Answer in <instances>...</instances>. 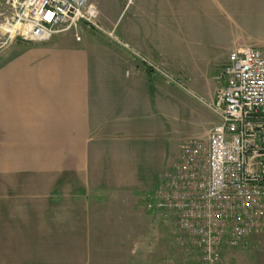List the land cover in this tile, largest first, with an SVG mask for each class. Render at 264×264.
<instances>
[{
	"label": "crops",
	"instance_id": "obj_1",
	"mask_svg": "<svg viewBox=\"0 0 264 264\" xmlns=\"http://www.w3.org/2000/svg\"><path fill=\"white\" fill-rule=\"evenodd\" d=\"M91 2L99 28L0 31V264H171L170 216L146 204L179 152L185 85L152 61L183 27L222 47L204 67L211 104L229 53L264 47V0Z\"/></svg>",
	"mask_w": 264,
	"mask_h": 264
},
{
	"label": "built area",
	"instance_id": "obj_2",
	"mask_svg": "<svg viewBox=\"0 0 264 264\" xmlns=\"http://www.w3.org/2000/svg\"><path fill=\"white\" fill-rule=\"evenodd\" d=\"M0 1L8 5L3 25H18L15 38L24 41H47L80 22L99 28L91 0ZM217 79L223 85L209 107L220 121L180 143L177 162L147 203L173 215L201 264H225V251L264 231V47L230 52Z\"/></svg>",
	"mask_w": 264,
	"mask_h": 264
},
{
	"label": "rangeland",
	"instance_id": "obj_3",
	"mask_svg": "<svg viewBox=\"0 0 264 264\" xmlns=\"http://www.w3.org/2000/svg\"><path fill=\"white\" fill-rule=\"evenodd\" d=\"M7 11L8 5L6 2L0 1V14ZM3 22L4 17L0 15V25H3ZM189 30L183 27L182 42L174 44L175 42L173 40V53L168 59L164 61H152L156 65L158 64L160 67H164L171 74L172 86L182 85L183 87L185 85V88L183 87V122L181 124L173 123L171 134L172 151L178 143L179 147L182 141L192 137L206 136L213 127V124L219 121V117L208 106L210 100L205 93V88H203L202 83L206 79L205 75H208V71L204 70V67L206 65L208 66L211 62L222 65L225 54L222 52V47L219 45H207L206 39L202 38V35L198 31L194 29L192 32H188ZM0 36L4 37L1 34ZM7 36L10 37L8 34ZM7 36L5 37L8 38ZM204 49H207L209 56L204 55ZM218 71L215 73H218ZM186 72L191 77H187ZM216 86L218 87V83H216ZM175 89V87L172 89L173 95L176 91ZM179 153L180 151L177 153L175 163L178 160ZM168 174L170 173L165 175V179ZM169 219L171 220V248L169 250L166 245L164 249L162 246L161 253H165V256L170 255L171 264H188L190 261H200V251L195 246H192L190 241L183 235L182 231L176 225L173 215ZM245 252H252L255 256L246 255ZM263 254L264 231L251 235L247 239L246 244L225 251V264L258 263L257 261L263 259Z\"/></svg>",
	"mask_w": 264,
	"mask_h": 264
},
{
	"label": "bare ground",
	"instance_id": "obj_4",
	"mask_svg": "<svg viewBox=\"0 0 264 264\" xmlns=\"http://www.w3.org/2000/svg\"><path fill=\"white\" fill-rule=\"evenodd\" d=\"M19 26L17 25V26H13V27H10V26H8V25H1L0 26V31L3 33V34H5V33H7L8 31H10V35H11V37H14L15 36V34H16V30H17V28H18Z\"/></svg>",
	"mask_w": 264,
	"mask_h": 264
},
{
	"label": "trees",
	"instance_id": "obj_5",
	"mask_svg": "<svg viewBox=\"0 0 264 264\" xmlns=\"http://www.w3.org/2000/svg\"><path fill=\"white\" fill-rule=\"evenodd\" d=\"M188 264H201V261H190V263H188Z\"/></svg>",
	"mask_w": 264,
	"mask_h": 264
}]
</instances>
